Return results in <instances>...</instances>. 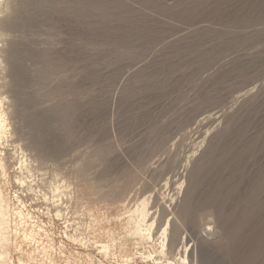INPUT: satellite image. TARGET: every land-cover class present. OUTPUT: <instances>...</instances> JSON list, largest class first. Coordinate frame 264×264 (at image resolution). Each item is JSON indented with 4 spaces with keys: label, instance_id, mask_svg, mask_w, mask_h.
Returning <instances> with one entry per match:
<instances>
[{
    "label": "rangeland",
    "instance_id": "374dc122",
    "mask_svg": "<svg viewBox=\"0 0 264 264\" xmlns=\"http://www.w3.org/2000/svg\"><path fill=\"white\" fill-rule=\"evenodd\" d=\"M11 3L7 192L24 154L38 186L0 264H121L89 227L86 245L70 239L95 216L118 249L264 264V0Z\"/></svg>",
    "mask_w": 264,
    "mask_h": 264
},
{
    "label": "bare ground",
    "instance_id": "6f19581e",
    "mask_svg": "<svg viewBox=\"0 0 264 264\" xmlns=\"http://www.w3.org/2000/svg\"><path fill=\"white\" fill-rule=\"evenodd\" d=\"M12 8L13 7H12L11 0H0V69H6L7 67L5 64L7 62V57H6L7 55L5 56V51H6L5 44L7 42H11V41L13 42V39H14L13 38L14 34L10 28L11 12L13 10ZM7 99H8V96L7 97L5 95L3 96L0 93V244H2V246L3 244H7L10 240V232L12 229V215L15 214L16 218L17 217L25 218L23 207H25L26 204H24V201L22 198L24 191L25 192L27 191V193L28 191L34 192L36 187L38 186V181L36 180V178H32L33 177V168H32V162H31L32 160L29 159L28 155L24 154L22 157L19 158L18 167L13 169V172L16 174V177H17L16 184L19 187V189H16L13 194H10L9 192H7L8 190L7 185L10 183V180H11L10 169L12 167V162L8 159V156H7L8 153H7V147H6L7 144L5 143L9 142L13 138V134H14V130L9 120V111H8L9 107L7 106L9 102L7 101ZM79 170H81V168H79ZM87 178H90V177H87ZM55 190L58 191V188L56 187ZM121 191H118V192H121ZM65 194H66L65 197L67 198L69 194L63 191L55 193L54 196H59L58 200L62 201L65 198L64 197ZM48 199L49 197L45 195V200H48ZM69 199L72 200L73 197L70 196ZM78 201L80 202L82 201V198L80 197V195H78ZM16 202H18V204H16ZM61 203L54 204V206H56V208L58 209L56 215H54L57 218H60L63 216V213L61 212L63 208L60 209V207H63V206H60ZM92 218L93 219L91 223L87 224V227L85 226L78 227V229H76L77 232L75 231V233H71L70 235L68 234L70 239L76 242L80 240V242L82 241V243L86 245L88 242V241L86 242L85 240L86 238H88L86 236L87 235L86 233H88L89 231H92L93 233L92 235L94 239L93 241L96 244L97 249H99V252L103 255V257L105 256L107 259L108 258L116 259L118 262L121 261V264H134L135 261L139 258H144L143 261H145V264H179L177 261L172 260L171 257H166V256L165 257L161 256L158 258L153 257V255L151 254L152 251L148 250L147 252V249L144 246L129 248L128 246L123 245L119 249L116 248L115 247V242H116V237H117L116 231L112 230L111 228L107 229L103 227V223L106 221L109 222L110 219L107 216H104L102 218L95 216ZM69 225L67 224L66 227H68ZM91 226L93 227L90 228ZM88 227H89V231L86 229ZM142 231H143L142 227L140 225H137L134 231L131 232V234L137 235L141 239H144L145 236L144 234H142ZM81 234L83 236L80 237ZM25 235L28 236V233L25 232ZM29 235L31 236L32 233ZM141 249L143 251H141ZM170 249L172 251L174 250L173 243ZM163 250L164 249L162 248L161 251ZM2 256L3 254L0 255V257ZM90 256L91 255H89V259H90L89 264L91 263V261H93V264H94V260H92ZM99 264H104V262L101 261Z\"/></svg>",
    "mask_w": 264,
    "mask_h": 264
}]
</instances>
